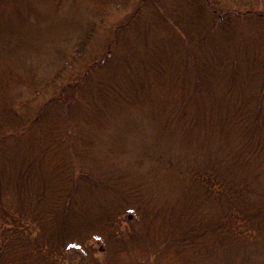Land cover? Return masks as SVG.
Listing matches in <instances>:
<instances>
[{"label":"trees","instance_id":"obj_1","mask_svg":"<svg viewBox=\"0 0 264 264\" xmlns=\"http://www.w3.org/2000/svg\"><path fill=\"white\" fill-rule=\"evenodd\" d=\"M26 2L0 0L2 32L7 34L11 20L24 16ZM226 2L89 3L83 10L92 16L81 23L82 35L71 50L63 51L52 76H29L41 83L36 86L39 93H51L28 120L15 123L13 111L21 113L5 96L8 83L0 70V115L8 114L14 123L6 127L0 116V264H67L71 246L83 247L91 237L105 239L109 253L108 259L89 264H236L224 260L234 249H240L242 259L245 256L240 264H264V92L256 96L255 87L262 81L258 71L257 79L252 73V68L264 71V60L258 50L244 53L251 24L264 36V7L254 8L258 0ZM119 7L133 9L132 16L140 21L134 24L131 16L109 31L103 27L104 18ZM195 11L207 22L196 36L184 26ZM153 12L159 14L156 22ZM224 26L231 29L227 41L219 35ZM98 30L103 46L84 64L81 58ZM209 31L217 38L204 37ZM242 82L248 89L244 95L239 92ZM34 99H28V108H33ZM123 106L162 115L165 134L175 137L172 130L181 149L195 151L182 175L194 186L195 193L190 189L187 198L193 201L186 209L183 197L189 189L184 187L175 213L164 217L166 231L147 233V207L143 201L136 203L146 233L139 234L140 246L120 236L117 228L122 229V223L101 218L102 211L97 215L100 227H90L85 217L88 203L78 205L73 190L77 176L86 183L96 178L101 182L92 169L78 170L73 157L82 145L92 146L88 138L103 130ZM58 147L61 151L55 150ZM201 155L207 160L198 164ZM33 223L46 228V242L27 233ZM257 243L262 245L250 248ZM84 247L93 253L91 245Z\"/></svg>","mask_w":264,"mask_h":264},{"label":"rangeland","instance_id":"obj_2","mask_svg":"<svg viewBox=\"0 0 264 264\" xmlns=\"http://www.w3.org/2000/svg\"><path fill=\"white\" fill-rule=\"evenodd\" d=\"M94 1L98 3L102 0H27L23 7L24 16L11 20L12 30H5L7 32L5 34L0 29V70L8 83L5 87L7 90L5 96L9 98L13 107L21 113L20 115L12 110L16 115L15 123L19 119L28 120V117L33 115L32 109L40 107L41 103L50 95L51 89L43 95L39 93L36 86H40L41 83H35L34 77L29 76L33 75L39 79L42 78V80L49 75L52 76L61 63L63 53L71 50L73 42L82 35L83 32L78 34L85 26L81 23L86 22L87 18L92 16V14L87 13L86 9L85 11L83 9ZM226 1V4L236 5L241 0ZM101 4L103 8L106 2L99 5L101 6ZM53 6H56L54 12L51 11ZM263 7L264 0H258L257 5L254 3L255 9ZM132 10L128 7L112 8L104 18L103 27L110 31L111 27L127 21L132 16ZM102 13L103 10L101 15ZM138 17L137 15L132 16L131 21L138 24L140 21H138ZM152 17L153 21L156 22L159 14L153 12ZM187 21L188 23H185L184 26L189 28L194 36L204 31L207 24V22L203 23L198 11L193 12V18L188 17ZM259 24L261 26L260 22ZM159 26H161L160 22ZM230 30L224 26V31L219 32L222 40L227 41L230 38ZM209 32L204 37L216 36V33ZM75 33L78 35H74ZM258 34H260L258 28L251 24L244 53L251 55V52L258 50V58L262 62L264 60V36ZM104 41L105 39L102 41L98 30L91 46L81 58L84 64L89 63L97 55ZM198 45L196 43L197 47ZM257 71L259 81H262L255 87L256 96L259 98V91L263 90L264 92V71L252 68L255 79H257ZM239 92L243 95L248 92L245 82H242ZM33 97H35L32 103L34 106L28 108L27 101ZM139 102L143 103V101ZM257 111H260L259 106ZM261 114L263 120L264 108ZM0 116L2 117L1 123L6 127L14 126L8 114L1 112ZM162 120V115H150L143 110L123 106L117 115L107 119V125L103 130L94 132L96 136L92 134L88 138L87 143L92 140V146H89L91 145L89 143L87 146L82 145L78 148V152L73 157L78 170L82 167L92 169L101 181L99 182L96 178L92 182L87 180L86 183L85 180L82 181V177L77 176L78 186L73 188L76 191L74 197L79 199L78 205L81 203L84 208V203H88L85 217L90 227H100L101 218L108 216L107 218L110 217L122 223V229L116 227L120 230V236L132 240L134 243L136 241V245L140 246V232L146 234V231L152 234L162 230L166 231L167 226L164 224V217L169 218L171 214L175 213V207L179 206L182 197L180 192L186 186L189 191L183 197V204L186 209L191 206L190 203L193 200L187 198L190 189L193 190L192 187L194 186L191 184V180H183L182 175L186 173L185 167L192 164L195 151L181 149L177 134L172 130L169 132L175 137L165 134L166 131L161 129ZM0 135H3L1 130ZM52 143L49 142L44 148ZM89 148L91 150L88 152ZM55 150L61 151V147ZM198 159L199 162H196L198 164L205 163L207 160L206 156L202 155L198 156ZM95 174L93 173V175ZM124 190L127 192H124L125 195H123ZM85 199L87 200L85 201ZM139 201H143L142 204L148 208H145L146 210L143 208L145 231L143 230V221L137 213L139 210L136 203ZM149 201L152 205L150 208ZM105 205L109 209L107 210L108 213L105 212ZM49 210V208L46 209V211ZM100 211H102V217L98 219L97 215ZM32 226V229H29L27 233L32 238L40 237L42 242H46V228L40 227L37 223H33ZM257 244L250 248L262 245ZM86 245L92 246L93 253L90 255L85 250L84 246ZM105 245H107L105 239L99 240L94 237L88 239L83 247L79 244L72 245L66 254L65 262L67 264H89L93 260L102 262L108 259L109 247L107 253V247L104 249ZM240 253V249H234L226 254L224 260L236 264H240L239 261L244 263L245 256L243 254L242 259Z\"/></svg>","mask_w":264,"mask_h":264}]
</instances>
